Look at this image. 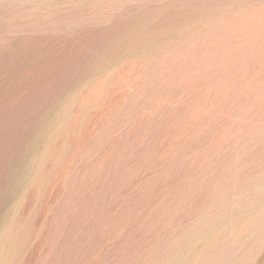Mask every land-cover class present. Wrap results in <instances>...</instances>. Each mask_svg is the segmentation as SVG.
<instances>
[{"label":"rangeland","instance_id":"obj_1","mask_svg":"<svg viewBox=\"0 0 264 264\" xmlns=\"http://www.w3.org/2000/svg\"><path fill=\"white\" fill-rule=\"evenodd\" d=\"M0 264H264V0H0Z\"/></svg>","mask_w":264,"mask_h":264}]
</instances>
